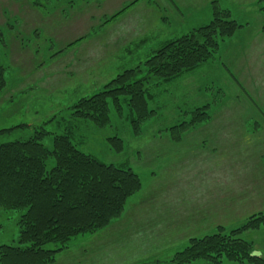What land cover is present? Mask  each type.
Segmentation results:
<instances>
[{"label": "rangeland", "instance_id": "obj_1", "mask_svg": "<svg viewBox=\"0 0 264 264\" xmlns=\"http://www.w3.org/2000/svg\"><path fill=\"white\" fill-rule=\"evenodd\" d=\"M121 2L0 0L5 82L0 130L11 129L0 134V144L44 131L41 143L51 149L54 136L68 135L79 151L130 168L141 182L118 218L93 234L72 238L53 264H166L190 239L213 234L219 226L231 230L264 214V79L242 75L228 52L229 38L210 60L170 84L153 86L157 79L150 78L152 115L136 127V135L126 108L118 115L110 104V123L101 129L73 114L81 98L102 91L118 73L140 66L163 46L155 39L125 45L141 40L135 35L143 31L130 22L136 12L128 14L129 22L121 20ZM256 8L260 14L258 3ZM233 17L255 19L229 13ZM169 33L176 39L187 31ZM152 44L153 51L142 52ZM144 75L141 67L136 77ZM203 106L210 115L206 122L178 127ZM114 138L122 141L120 151L113 147ZM53 166L50 158L46 170ZM20 214L0 209V245L17 246ZM242 238L264 255V225Z\"/></svg>", "mask_w": 264, "mask_h": 264}, {"label": "trees", "instance_id": "obj_2", "mask_svg": "<svg viewBox=\"0 0 264 264\" xmlns=\"http://www.w3.org/2000/svg\"><path fill=\"white\" fill-rule=\"evenodd\" d=\"M213 5L207 25L166 42L140 66L118 73L102 91L81 98L73 114L101 129L110 123V104L118 115L126 108L136 135V127L152 115L147 105L150 78L157 79L153 86L170 84L210 60L219 43L240 28L227 11ZM258 10L264 33V0L258 2ZM141 67L145 75L137 78ZM3 71L0 66V89L5 84ZM206 108L195 109L191 120L178 127L206 122L210 118ZM7 131L11 129H1L0 134ZM46 135L36 131L26 140L0 144V209L21 212L17 246L0 245V264H53L72 238L108 226L141 189L139 177L130 168L104 164L84 154L68 135L54 136L49 149L41 143ZM113 142L114 149L120 151L122 141L114 138ZM50 158L54 166L47 171ZM261 225L262 213L231 230L219 226L213 234L190 239L166 264H264V255L242 238L244 232ZM47 244L56 248L46 249Z\"/></svg>", "mask_w": 264, "mask_h": 264}, {"label": "crops", "instance_id": "obj_3", "mask_svg": "<svg viewBox=\"0 0 264 264\" xmlns=\"http://www.w3.org/2000/svg\"><path fill=\"white\" fill-rule=\"evenodd\" d=\"M258 1L260 0H122L117 13L123 14L124 12L121 20H126L130 12H136L130 22L133 23L132 26L138 24L137 30L139 32L143 31V33L135 35L140 36L141 40L130 39L125 43L128 47L135 41H139L141 45L145 39H155L159 41V44L157 42L158 45H164L166 42L173 40L170 38L171 34L169 32L187 31L188 33L193 29L206 25L212 18L213 4L223 11L228 12V9H230L231 12L228 13H232V15L252 14L255 16L252 23L233 17L240 28L227 40L229 42L228 52L232 54V61L237 63L242 70V75L247 74L246 78L250 79L262 76V83L264 75H259V73H264V33L260 31L261 18L258 12L256 14ZM229 5H237V8L243 11H232ZM126 22L129 21L126 20ZM169 25L170 30H168ZM130 42L131 44H129ZM259 44L260 48L257 49ZM153 47L152 44L151 47L142 52H151ZM236 71L238 70L235 67ZM247 84V87H249L247 93L252 96L251 82Z\"/></svg>", "mask_w": 264, "mask_h": 264}]
</instances>
